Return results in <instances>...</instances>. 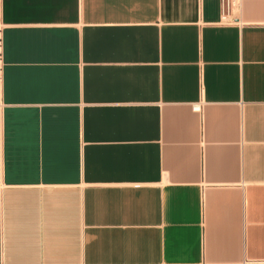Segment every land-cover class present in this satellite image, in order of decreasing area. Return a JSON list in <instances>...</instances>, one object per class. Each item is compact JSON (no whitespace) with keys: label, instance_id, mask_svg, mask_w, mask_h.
I'll list each match as a JSON object with an SVG mask.
<instances>
[{"label":"crops","instance_id":"1","mask_svg":"<svg viewBox=\"0 0 264 264\" xmlns=\"http://www.w3.org/2000/svg\"><path fill=\"white\" fill-rule=\"evenodd\" d=\"M0 264H264V0H0Z\"/></svg>","mask_w":264,"mask_h":264},{"label":"built area","instance_id":"2","mask_svg":"<svg viewBox=\"0 0 264 264\" xmlns=\"http://www.w3.org/2000/svg\"><path fill=\"white\" fill-rule=\"evenodd\" d=\"M226 8H227V11H226L227 14L222 17V21L225 22L226 24H230V21H228V5H226ZM193 111L196 112V113H198L199 112V108L198 107H195V108H193Z\"/></svg>","mask_w":264,"mask_h":264}]
</instances>
